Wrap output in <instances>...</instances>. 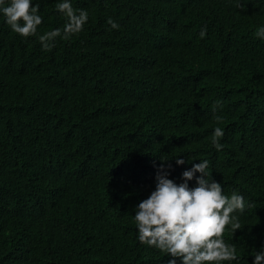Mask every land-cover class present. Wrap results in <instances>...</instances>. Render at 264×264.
I'll return each mask as SVG.
<instances>
[{
    "label": "trees",
    "instance_id": "16d2710c",
    "mask_svg": "<svg viewBox=\"0 0 264 264\" xmlns=\"http://www.w3.org/2000/svg\"><path fill=\"white\" fill-rule=\"evenodd\" d=\"M56 2L39 0L34 36L0 17V264H168L137 241L132 215L162 163L178 184L202 160L247 202L223 236L232 264H252L264 247V0H72L87 22L43 50L38 36L66 22Z\"/></svg>",
    "mask_w": 264,
    "mask_h": 264
},
{
    "label": "clouds",
    "instance_id": "9594fccd",
    "mask_svg": "<svg viewBox=\"0 0 264 264\" xmlns=\"http://www.w3.org/2000/svg\"><path fill=\"white\" fill-rule=\"evenodd\" d=\"M236 8L242 9L243 0H235ZM31 5V6H30ZM39 0H0V17L10 30L21 37L37 34L42 23ZM55 9L66 18L62 28L52 29L38 36L43 50L54 47L56 38L69 39L79 33L87 22V9H74L72 0H57ZM110 29L119 24L109 17ZM206 28H201L199 37L204 38ZM254 36L264 41V25L258 26ZM221 101H215V112ZM219 120L220 117L216 116ZM224 130L216 126L211 134V145L217 151L223 148L221 138ZM192 159L189 158V162ZM200 161V160H199ZM177 166L185 164L183 158H175ZM209 162L193 163L182 172V182L168 178L169 173L162 163L156 174L155 188L135 208V221L139 243L160 250L171 258L168 264H232L237 260L236 245L227 243L223 233L225 227H239V214L245 211L247 202L242 194L233 191L226 195L222 185L212 179ZM199 173V175H195ZM195 176V185L189 181ZM252 264H264V247L251 253Z\"/></svg>",
    "mask_w": 264,
    "mask_h": 264
}]
</instances>
